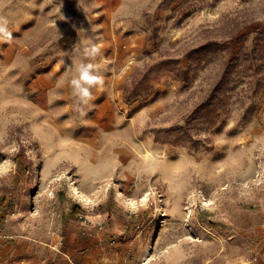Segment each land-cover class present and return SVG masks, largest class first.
<instances>
[{
	"label": "rangeland",
	"instance_id": "rangeland-1",
	"mask_svg": "<svg viewBox=\"0 0 264 264\" xmlns=\"http://www.w3.org/2000/svg\"><path fill=\"white\" fill-rule=\"evenodd\" d=\"M261 255L264 0H0V264Z\"/></svg>",
	"mask_w": 264,
	"mask_h": 264
},
{
	"label": "clouds",
	"instance_id": "clouds-1",
	"mask_svg": "<svg viewBox=\"0 0 264 264\" xmlns=\"http://www.w3.org/2000/svg\"><path fill=\"white\" fill-rule=\"evenodd\" d=\"M93 67L92 64H81L77 69L79 73L78 77L71 81L74 95L78 96V98L85 103L91 99L89 86L102 82L101 77L92 74Z\"/></svg>",
	"mask_w": 264,
	"mask_h": 264
},
{
	"label": "crops",
	"instance_id": "crops-1",
	"mask_svg": "<svg viewBox=\"0 0 264 264\" xmlns=\"http://www.w3.org/2000/svg\"><path fill=\"white\" fill-rule=\"evenodd\" d=\"M91 220L92 221H95L96 220V218L94 219V218H91ZM89 230H91V228H89ZM98 235H99V233H98ZM84 239H91V240H89V241H91V242H95V240L97 239H99V238H97V237H94V238H88V237H85ZM89 244V242H87V240L86 241H83V238L80 240V247H83V246H86V245H88ZM258 264H264V256H260L259 257V261H258Z\"/></svg>",
	"mask_w": 264,
	"mask_h": 264
},
{
	"label": "bare ground",
	"instance_id": "bare-ground-1",
	"mask_svg": "<svg viewBox=\"0 0 264 264\" xmlns=\"http://www.w3.org/2000/svg\"><path fill=\"white\" fill-rule=\"evenodd\" d=\"M77 151V150H76ZM45 153V152H44ZM146 154H147V156H153L149 151H146ZM47 157V156H46ZM78 158V157H77ZM147 158V157H146ZM47 160H48V158H46ZM51 160V159H50ZM52 162V161H51ZM79 194V193H78ZM76 196H77V194H76ZM85 199V198H84ZM83 199V200H84Z\"/></svg>",
	"mask_w": 264,
	"mask_h": 264
},
{
	"label": "built area",
	"instance_id": "built-area-1",
	"mask_svg": "<svg viewBox=\"0 0 264 264\" xmlns=\"http://www.w3.org/2000/svg\"><path fill=\"white\" fill-rule=\"evenodd\" d=\"M240 264H253V260H248V261H246V262H242V263H240Z\"/></svg>",
	"mask_w": 264,
	"mask_h": 264
}]
</instances>
